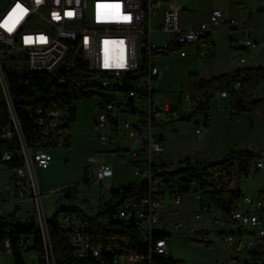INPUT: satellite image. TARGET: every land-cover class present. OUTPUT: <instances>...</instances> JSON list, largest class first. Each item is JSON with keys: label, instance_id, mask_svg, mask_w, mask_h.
I'll list each match as a JSON object with an SVG mask.
<instances>
[{"label": "built area", "instance_id": "built-area-1", "mask_svg": "<svg viewBox=\"0 0 264 264\" xmlns=\"http://www.w3.org/2000/svg\"><path fill=\"white\" fill-rule=\"evenodd\" d=\"M2 0L0 3V94L6 106L11 108L8 123L0 127V140L18 147V165L9 168L12 151L0 150V162L4 163L7 182L0 190V200L18 201L29 205L40 231L45 258L50 253L46 213L42 203L35 167L45 170L51 162L48 149L69 144L67 130L73 123V101L85 95L97 93L100 97L98 111L93 118V129L99 141L110 151L129 153L132 173L136 182L108 183L109 188L120 189L143 182L144 192L127 196L126 211L114 209L113 217L121 225H136L138 240L144 251L123 252L111 243L91 242L86 232L87 222L83 212L92 215L103 202L94 197H80V206L62 210L56 221L66 230L67 239L74 254L81 258L90 256L100 264H153V255L166 256V235L182 232L196 241L208 244L214 237L233 246V255L223 264H262L264 261V199L253 201L240 196L228 204L225 211L218 210L212 201L199 205L197 184L190 183L186 193L197 200L195 224L166 219V208L181 203V191L162 188L152 179L154 169L161 163L158 158L164 148L152 125L161 120H182L194 115L197 137L205 133L209 125L206 110L197 107L211 98H226L229 91L240 89L247 79H253L252 67H238L227 88L211 90L208 95L189 89L178 95L177 103L165 98L153 87L160 71L152 62L155 45L151 40L152 17L161 10L156 30L166 32L162 47L179 56L186 55L185 45H192L195 55L202 58L211 52L212 35L222 24L233 27L237 20L221 8H213L206 21L196 25L181 24L176 0ZM264 9V0H260ZM264 47V39L242 36L231 48L230 62L240 65L246 56H255ZM244 55H243V54ZM238 57V58H237ZM7 72L36 76L41 89L47 90L34 106H27L28 116L33 118L39 131L40 146L29 149L24 141L19 121L13 109L9 93ZM23 83L26 85L27 80ZM186 103L183 109L179 104ZM252 166L264 169V154L255 157ZM113 175L108 163H100L93 173L92 184L106 192L105 181ZM252 177L248 172L243 177ZM87 185V182H85ZM77 186L56 188L49 191L62 200L68 192L76 193ZM170 197V202L165 196ZM56 200V201H57ZM171 211V209L169 210ZM176 210L173 212L175 213ZM217 213V214H216ZM202 222L201 226L197 223ZM163 235V236H162ZM30 239H21L26 246ZM2 254H9L5 243ZM27 255L35 258L34 252Z\"/></svg>", "mask_w": 264, "mask_h": 264}, {"label": "rangeland", "instance_id": "rangeland-1", "mask_svg": "<svg viewBox=\"0 0 264 264\" xmlns=\"http://www.w3.org/2000/svg\"><path fill=\"white\" fill-rule=\"evenodd\" d=\"M192 1L195 3L194 0ZM1 2L2 0H0ZM179 14L181 22H184L185 15H191L193 20H197L199 17L197 6L194 7V10L193 8H182ZM157 18L158 14L156 13L151 19L152 23ZM262 35H264V31H262ZM252 36L257 37V34L252 33ZM166 38V32L157 30L151 32V40L155 45L152 62L160 71L157 79L153 82V87L175 104H178V95L188 89L187 79L191 72L196 76L198 72L199 76L210 78L227 73L234 67L264 65V47L255 56L245 55L243 65L230 62L227 32L220 34V38L216 39L214 52L202 58L194 54L191 45L184 46L188 53L184 57H180L172 49L162 51V45ZM257 96L264 98V83L260 85ZM99 102L100 97L97 93L73 101L75 120L67 130L68 147L48 149L51 155L48 168L41 170L35 167L34 169L46 213L51 206L52 213L60 206H80L81 200L77 199V195L94 197L102 202L106 201L108 199V183L127 184L138 180V177L132 173L129 153L127 151L123 153L110 151L106 144L99 141L98 133L92 127ZM209 102V126L200 137H197L194 132L195 121L201 119L199 114H193L188 120H161L152 125L156 132L155 136L160 137V143L164 148L163 154L158 157L161 162L169 165L186 157L192 161H216L227 154L230 149H248L264 154V117L255 111L230 116L227 110V98L215 99L212 97ZM179 105L183 109L187 108L186 103ZM100 163H108L113 169L112 177L105 181L106 192H102L98 185L92 184L94 169ZM4 168L0 164V190L2 185L7 182ZM249 172L252 177H239L234 173L228 188L239 190L243 196H248L253 201L257 198L264 199V194H262L264 191V169H256L252 166ZM84 178L87 185H85ZM69 186H77L76 193L71 191L72 199L64 197L62 200H57V196L49 192L56 188ZM180 195L181 203L176 207L171 206V211H164L163 216L169 220L195 224L193 217L198 209L197 200L193 199L189 192H182ZM165 200L171 203L170 197L167 195ZM15 205L20 206L19 213L22 218L30 215V206L18 201L0 200V212L2 214L9 213ZM174 210L178 212L174 213ZM61 212V210L58 211V216ZM201 225L202 222L197 223V226ZM166 241V256L182 260L186 264H223L224 258L233 255V246L224 243L219 237H214L211 243L205 244L182 232H177L167 236ZM21 254L27 264H36L35 258L28 256L23 249H21ZM0 264H13L11 256L0 253Z\"/></svg>", "mask_w": 264, "mask_h": 264}, {"label": "trees", "instance_id": "trees-1", "mask_svg": "<svg viewBox=\"0 0 264 264\" xmlns=\"http://www.w3.org/2000/svg\"><path fill=\"white\" fill-rule=\"evenodd\" d=\"M172 46L162 48L171 49ZM253 70V79H247L244 85L238 90H231L226 97L228 99V112L230 116H238L242 112L255 111L264 117V98L257 96V91L262 83H264V66H256L250 68ZM234 71L222 73L210 78H201L195 73H189L187 79V88L192 92L203 93L208 95L211 90L227 88ZM6 78L9 86V93L13 100V109L19 121L20 129L29 149L40 146V137L37 126L33 118L28 116L27 106H34L39 102V97L44 96L47 90L41 89V95L35 92L36 87H40V83L36 76L30 72H24L18 75L14 72H7ZM27 80V84L23 83ZM90 96L89 94L85 97ZM208 110L209 101L204 105L197 107V113L200 109ZM73 117L75 120V109L72 107ZM190 117L182 120H188ZM9 111L2 95L0 94V127L8 123ZM65 147H68L66 145ZM0 150H10L13 154L11 162L6 166L13 168L18 165V147L15 142L7 144L0 140ZM260 153L248 149H230L227 154L216 161H192L186 157L178 160L176 163L167 165L161 162L154 169L152 176L162 188H176L181 192H187L190 183L193 181L197 184L199 192V205H203L212 201L218 210L225 211L228 204L236 200L241 192L228 188L231 177L236 173L239 177L245 176L252 167L253 161ZM0 164L5 165L0 162ZM86 182V179L84 178ZM143 182H139L133 186H122L120 189L111 188L108 192V199L104 201L92 215L83 212V216L87 222L85 228L91 242L111 243L119 248L120 251H144V245L138 240L136 225H121L120 222L113 217L114 209L123 206L127 196L138 195L144 192ZM264 194V191H262ZM72 199L71 192L65 196ZM76 208L74 205L66 207L60 206L46 220L47 235L50 246L51 255L45 258L43 243L35 223L32 213L22 218L19 215V209L13 208L11 212L2 214L0 212V253L5 250V243L9 247V255L13 264H25L21 249L26 253L34 252L39 259L40 264H100L90 256L77 257L73 248L68 242L67 232L56 221L58 211L72 210ZM163 236V235H162ZM168 235H166L167 237ZM21 239H30V243L26 246L20 244ZM264 248V243H261ZM153 264H186L179 259H173L168 256L153 255ZM264 264V261H262Z\"/></svg>", "mask_w": 264, "mask_h": 264}, {"label": "crops", "instance_id": "crops-1", "mask_svg": "<svg viewBox=\"0 0 264 264\" xmlns=\"http://www.w3.org/2000/svg\"><path fill=\"white\" fill-rule=\"evenodd\" d=\"M176 2L179 8V13H180V9L182 8H186V9L193 8L194 10V7L197 6V13L199 15V17H197V20H193L191 15H185L183 17L184 22H181L180 14H179V20L181 24L196 25L199 22L206 21L210 11L216 7L223 9V11H226L230 17H233L238 21L237 24L234 25L233 27H229L227 24H222L215 30V32L211 36L213 42H212L210 53L214 52V46H215L216 39L218 40L220 38V34L224 32H227V38H228L227 47L229 49V56H230L231 48H233L236 45V39L242 36H250L254 39H264V35H262V31H264V9L261 8L260 1H257V0H194L195 3H193L192 0H176ZM166 5H167V0H163L162 6L164 7ZM157 14H158L157 20L154 23H152L154 30H156L158 22L160 21L161 10H159ZM252 33H256L257 37H253ZM192 51L195 54L193 46H192ZM187 54L188 53L186 50V55ZM184 56H180V57H184ZM260 66H264V65H260ZM245 67L249 68L250 66H245ZM251 67H256V66H251ZM236 68L238 67H234L230 71H234ZM197 76L201 77L198 75V72H197ZM201 78H205V77H201ZM209 107H210V104H209ZM208 110H207V113H208ZM4 171H5V168H4ZM170 207L166 208V210H170ZM14 208H18L20 212L19 205H15ZM177 212L178 211L176 210L175 213ZM25 264H27V262H25Z\"/></svg>", "mask_w": 264, "mask_h": 264}, {"label": "bare ground", "instance_id": "bare-ground-1", "mask_svg": "<svg viewBox=\"0 0 264 264\" xmlns=\"http://www.w3.org/2000/svg\"><path fill=\"white\" fill-rule=\"evenodd\" d=\"M7 108H8V111H9V115L11 116V108H10V106H7ZM119 211H126V201L123 204V206L119 209Z\"/></svg>", "mask_w": 264, "mask_h": 264}]
</instances>
